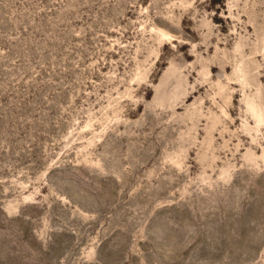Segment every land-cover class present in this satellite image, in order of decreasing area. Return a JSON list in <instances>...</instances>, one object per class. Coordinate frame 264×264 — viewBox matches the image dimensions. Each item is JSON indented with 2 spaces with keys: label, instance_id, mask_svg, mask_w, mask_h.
<instances>
[{
  "label": "rangeland",
  "instance_id": "rangeland-1",
  "mask_svg": "<svg viewBox=\"0 0 264 264\" xmlns=\"http://www.w3.org/2000/svg\"><path fill=\"white\" fill-rule=\"evenodd\" d=\"M0 264H264V0H0Z\"/></svg>",
  "mask_w": 264,
  "mask_h": 264
}]
</instances>
